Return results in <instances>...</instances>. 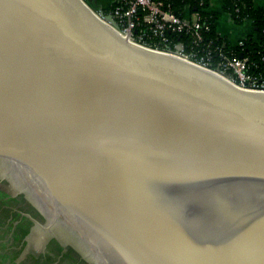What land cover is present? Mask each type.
Masks as SVG:
<instances>
[{"label": "water", "instance_id": "95a60500", "mask_svg": "<svg viewBox=\"0 0 264 264\" xmlns=\"http://www.w3.org/2000/svg\"><path fill=\"white\" fill-rule=\"evenodd\" d=\"M0 159L106 264H264V91L85 0H0Z\"/></svg>", "mask_w": 264, "mask_h": 264}, {"label": "rangeland", "instance_id": "374dc122", "mask_svg": "<svg viewBox=\"0 0 264 264\" xmlns=\"http://www.w3.org/2000/svg\"><path fill=\"white\" fill-rule=\"evenodd\" d=\"M0 264L106 263L80 232L0 159Z\"/></svg>", "mask_w": 264, "mask_h": 264}, {"label": "built area", "instance_id": "2783aa9c", "mask_svg": "<svg viewBox=\"0 0 264 264\" xmlns=\"http://www.w3.org/2000/svg\"><path fill=\"white\" fill-rule=\"evenodd\" d=\"M108 6L95 10L99 17L107 24L128 37L131 41L148 48L178 55L208 68L233 84L250 90L264 91V77L255 76L248 72V58L225 54L221 48H204V54L199 57L191 46V51L185 50V44L171 41L166 32H186L191 36V43L197 46L201 41V25L199 16L190 11L189 5L184 4L182 13L176 14L170 9L167 0H108ZM87 3V2H86ZM88 4V3H87ZM114 4V5H113ZM113 5V6H112ZM112 6V9L106 11ZM139 28L140 32H139ZM156 37L161 45H151L144 41ZM243 40L236 44L241 45ZM212 52H216L219 60L211 63Z\"/></svg>", "mask_w": 264, "mask_h": 264}, {"label": "trees", "instance_id": "16d2710c", "mask_svg": "<svg viewBox=\"0 0 264 264\" xmlns=\"http://www.w3.org/2000/svg\"><path fill=\"white\" fill-rule=\"evenodd\" d=\"M167 1L171 4L170 9L176 14L182 13L184 4H188L190 11L199 16L201 25V41L197 46L192 45L191 36L186 32L167 31L166 36L171 41L183 42L186 51H191L192 46L198 57L204 54L206 47L210 49L221 48L223 53L229 55L242 54L243 57L248 58V72L255 76L262 75L264 77V5H255L253 0H222L221 10L229 15L233 23L240 25L244 21H248L251 25V32L243 39V43L231 45L216 33V23L220 14L209 9L210 0ZM112 6L105 10L109 11ZM144 41L153 46L161 45L156 37H150ZM217 60H219V56L216 55V52H212L210 62L213 64Z\"/></svg>", "mask_w": 264, "mask_h": 264}, {"label": "crops", "instance_id": "0c3cea01", "mask_svg": "<svg viewBox=\"0 0 264 264\" xmlns=\"http://www.w3.org/2000/svg\"><path fill=\"white\" fill-rule=\"evenodd\" d=\"M255 5H264V0H253ZM222 0H210L209 9L219 12V18L216 23V33L224 41L231 45L236 44L239 40H243L251 32V25L248 21H244L238 25L233 23L226 12L221 10Z\"/></svg>", "mask_w": 264, "mask_h": 264}, {"label": "flooded vegetation", "instance_id": "af4514ba", "mask_svg": "<svg viewBox=\"0 0 264 264\" xmlns=\"http://www.w3.org/2000/svg\"><path fill=\"white\" fill-rule=\"evenodd\" d=\"M89 6H91L94 10H98L99 8L104 7L107 4V0H85Z\"/></svg>", "mask_w": 264, "mask_h": 264}]
</instances>
